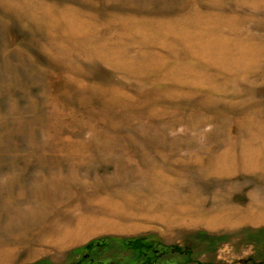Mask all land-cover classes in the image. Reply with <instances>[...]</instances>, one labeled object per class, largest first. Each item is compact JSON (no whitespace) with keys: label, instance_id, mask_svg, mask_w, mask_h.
<instances>
[{"label":"rangeland","instance_id":"obj_1","mask_svg":"<svg viewBox=\"0 0 264 264\" xmlns=\"http://www.w3.org/2000/svg\"><path fill=\"white\" fill-rule=\"evenodd\" d=\"M205 2L199 0L195 6L191 0H0V264H72L83 254L73 253V248L102 236L143 235L180 247L163 251L160 264H256L264 256V222L169 227L158 220L128 217L127 211L137 209L142 198H157L153 179L160 172L182 193L201 190L207 205L218 201L240 208L251 203L264 206V166H240L230 174L215 175L205 173L195 161V155L204 159L222 151L230 138L238 140L234 141L239 149L249 133L264 130L256 124L264 122V56L240 59L256 64L257 70L225 91L184 93L189 88L180 86V92L167 93L162 90L169 88L167 82H151L160 64L201 63L209 64L201 69L222 83L219 64L237 62L243 49H264V0L255 9L229 2L238 9L234 14L245 17L240 16L244 24L237 26V34L230 29L221 34L229 40L224 56L212 51L213 59L191 57L188 50L194 45L182 39L193 34L196 12L199 16L215 9ZM51 10L56 16L71 10L73 20L78 13L79 20L95 31L96 40L115 33L117 25H107L112 15L169 17L179 33L180 48L169 45L159 31L156 39L161 41L147 49L156 55L153 67L143 69L138 64L150 62L144 53L140 57L135 44H128L126 54L137 57L135 71H130L122 63L84 54L71 38L63 37L60 26L49 31L33 18ZM249 35L255 40L247 44ZM200 45L195 47L210 50ZM184 47L187 55L175 57ZM256 105L259 109L253 110ZM32 206L41 209L40 218L21 221L19 211ZM78 219L122 227L89 224L62 244L44 238L50 224ZM3 249L10 250L7 263L1 258ZM117 251L111 245L94 257L113 262L126 255Z\"/></svg>","mask_w":264,"mask_h":264},{"label":"bare ground","instance_id":"obj_2","mask_svg":"<svg viewBox=\"0 0 264 264\" xmlns=\"http://www.w3.org/2000/svg\"><path fill=\"white\" fill-rule=\"evenodd\" d=\"M191 2L195 6L199 5V0H191ZM229 2H232L235 6L243 5L255 9L260 2H263V0H206L204 4L211 5V7L213 6L215 9L211 12L206 11L204 14L199 16H196V13H198L196 12L194 14L195 16H192L193 23L191 26L194 29L193 34H185V37L182 39L184 43H191L194 45V48H189L188 50L191 57L196 59L201 57L213 59L215 55L212 51H219L220 55L224 56L222 49H226V43L229 42V40L223 39L221 34H223V31H226V29H230L227 31L237 34V26L244 24L242 19L245 17L240 13L234 14L238 11V9L234 8L232 5H227ZM71 15V10L61 11L59 16H56L55 12L51 10L41 11L39 15H34L33 18L35 17L38 21H42L49 31H51L56 25L60 26L62 34L64 33L63 37L71 38L74 42V46L78 50L83 51L84 54L95 55L110 64L122 63L121 66L130 71H135L134 63L137 57L126 54L128 51V44H135L137 46V50L141 53L140 57L142 56V53H144V58L147 60L146 62H150L146 63L148 65H141L142 63L138 64V66L143 69L153 67L151 62L154 58L156 59V55L155 53L148 54L147 49L150 45H154L156 42L161 41L156 39V35L159 31L168 37L169 45H172L174 49L179 47L180 42L177 39V35L179 33L174 32L176 31L174 20L169 19V17H158V14H146L143 17H139L137 15H127L126 17L112 15L107 20V25L112 26L116 24L117 27L115 33L96 40L95 31L88 25H84L82 20H79L78 13L76 19L74 20ZM240 16H243L242 19H240ZM138 27H142V31L138 30ZM191 37H193L192 41ZM171 39L173 40L171 41ZM251 39L255 40V37L249 35L246 43L248 44ZM200 44H206L210 50L200 48L201 52L198 47H195V45L202 47ZM63 45L64 43L62 46ZM257 50L259 51V49H256L255 51ZM262 50L264 51V49ZM262 50L260 52H248L247 49H243L239 52V60L237 62H230L228 65L219 64L224 74V80L222 83L215 82L217 80L215 76H212L210 75V72L201 69V67H209V64L207 65L201 63L190 64L188 66L178 64L164 66L163 64H160V68L153 74L151 82L157 83L156 81L159 79L162 82H167L169 88L162 87L164 88L162 90H165V92L168 91L167 93L180 92L177 91V87L180 86H186V88H189H187V91H182L184 93H192V91L195 92V90L199 89H208L210 91H221L222 89L225 91L236 81L246 79V76L249 75L248 73L257 67L256 64L247 65V63L241 62L240 59H243L244 56L250 59L253 58V60L257 57L262 58L264 56V52ZM175 54V57H178L181 54L187 55V48L184 47L179 49L175 52ZM247 61H249V59ZM217 62L221 63L219 61ZM253 63L254 62L251 60V64ZM255 109H259L258 105L253 108V110ZM160 112H163V108L160 109ZM249 118L250 117L248 116V120L253 119V117ZM259 122L261 123L257 122L256 124H262L264 126L263 121ZM243 124L249 123L243 122ZM234 140L236 139L230 138L227 141L226 147L222 151L213 153L204 159L199 155H195L197 165L201 166L205 173L215 175L230 174L240 166L250 169H259L264 166V130H261L258 134L249 133L246 139L241 140L239 149L237 148ZM153 180L154 187H157L153 193L155 194L157 191V198L154 197V199H152L154 201H151V198L147 197L149 199H140V203L138 201L139 204L135 202L138 204L137 209L134 207L130 208V210L127 211L129 212L128 217H140L142 219L152 221L158 220L169 227L175 225L186 226L194 224H204L209 226H215L216 224L219 226L227 223L230 224L231 222L246 221L264 222L263 205L260 206L251 203L247 207L240 208L230 205L229 203L226 204L225 202L218 201L216 203L213 202L214 204L207 205V199L199 189L192 188L189 191L182 193L183 190L181 192L177 190L178 188L175 189L173 186L174 184L168 181V177L163 175L162 172L156 174L155 179ZM167 184H169V186ZM36 192L33 191V193H31L35 199H38L39 194L37 195ZM19 212H21L19 213V219L21 221H23V218H27V220L32 221V223L36 218L39 219L41 215V209L39 210L37 207L33 206L26 208V212L25 210H20ZM63 223L57 225L54 223L50 224L49 227L45 229L44 238L55 244H62L66 240L70 239L74 240L77 237L76 231L87 227L90 224V221L78 219L71 223ZM92 224H95L102 229H118L122 227L121 225L113 222H106L105 220L104 223L100 221L95 223L92 222L90 225ZM23 231L24 230L21 232ZM3 250H1V252H3L1 254V258H5L4 260L7 263L8 259L6 258L9 256L10 250Z\"/></svg>","mask_w":264,"mask_h":264},{"label":"trees","instance_id":"obj_3","mask_svg":"<svg viewBox=\"0 0 264 264\" xmlns=\"http://www.w3.org/2000/svg\"><path fill=\"white\" fill-rule=\"evenodd\" d=\"M111 245H115L117 252L126 255L119 260L113 262L107 259L94 257L102 250L109 249ZM180 250V247L173 245L168 246L160 243L158 240L148 236H132V237H113L102 236L89 240L81 246L72 249L73 253L82 254L79 260L72 264H160V256L166 250ZM30 264H51L49 261L42 260ZM198 264H205L198 261ZM256 264H264V256L260 257Z\"/></svg>","mask_w":264,"mask_h":264}]
</instances>
